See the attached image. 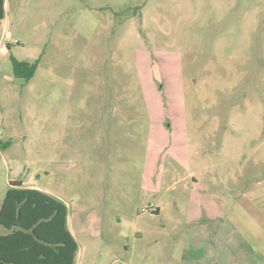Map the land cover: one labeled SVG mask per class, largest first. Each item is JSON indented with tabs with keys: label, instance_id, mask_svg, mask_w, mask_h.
I'll use <instances>...</instances> for the list:
<instances>
[{
	"label": "rangeland",
	"instance_id": "1",
	"mask_svg": "<svg viewBox=\"0 0 264 264\" xmlns=\"http://www.w3.org/2000/svg\"><path fill=\"white\" fill-rule=\"evenodd\" d=\"M13 181L76 264H264V0H9L0 206Z\"/></svg>",
	"mask_w": 264,
	"mask_h": 264
},
{
	"label": "trees",
	"instance_id": "2",
	"mask_svg": "<svg viewBox=\"0 0 264 264\" xmlns=\"http://www.w3.org/2000/svg\"><path fill=\"white\" fill-rule=\"evenodd\" d=\"M12 68L15 78L28 83L36 65L12 59ZM0 227L5 230L0 264H74L78 246L67 229V207L48 194L10 182L0 206Z\"/></svg>",
	"mask_w": 264,
	"mask_h": 264
},
{
	"label": "crops",
	"instance_id": "3",
	"mask_svg": "<svg viewBox=\"0 0 264 264\" xmlns=\"http://www.w3.org/2000/svg\"><path fill=\"white\" fill-rule=\"evenodd\" d=\"M8 1L9 0H3V10H4V16H5V12H6V9H7V6H8ZM28 188H34V187H28ZM36 189V188H35ZM67 229L69 230L70 234L72 235V237L74 238L73 234L71 233L70 231V228H69V225H68V211H67ZM5 234V230L1 227L0 229V235H4ZM75 240V238H74ZM76 242V241H75ZM78 246V245H77ZM77 253H78V250H77ZM77 253L75 254V258H74V264H76L77 262Z\"/></svg>",
	"mask_w": 264,
	"mask_h": 264
}]
</instances>
